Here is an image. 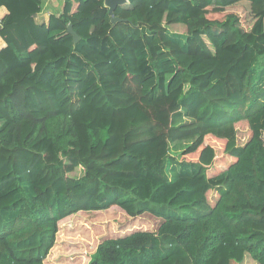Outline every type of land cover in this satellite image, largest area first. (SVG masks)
Listing matches in <instances>:
<instances>
[{"label": "trees", "instance_id": "trees-1", "mask_svg": "<svg viewBox=\"0 0 264 264\" xmlns=\"http://www.w3.org/2000/svg\"><path fill=\"white\" fill-rule=\"evenodd\" d=\"M44 2L0 0V264H46L62 220L113 206L162 222L88 264H264V0H128L116 24L104 0L41 22ZM240 5L249 29L209 19ZM208 136L234 159L212 176Z\"/></svg>", "mask_w": 264, "mask_h": 264}, {"label": "rangeland", "instance_id": "rangeland-1", "mask_svg": "<svg viewBox=\"0 0 264 264\" xmlns=\"http://www.w3.org/2000/svg\"><path fill=\"white\" fill-rule=\"evenodd\" d=\"M262 8L254 9L247 5H240L224 12L209 11V19L223 21L229 14L239 17L240 26L249 29L255 15L259 14ZM181 24L172 25L170 31L185 33V27ZM179 27V28H177ZM238 131V144L244 145L251 137L252 132L248 122L241 121L236 126ZM206 143L214 147L216 161L209 170L212 176L218 173L234 160L225 153V140L208 136ZM199 152L186 155L183 158L190 161L197 160ZM82 169H78L74 175L80 176ZM218 198L217 191L208 193L209 202L212 204ZM162 220L150 214L131 218L117 206L105 211L78 212L60 222V229L57 241L48 257L46 264H88L91 255L96 251L98 245L107 238L120 237L135 231L156 232ZM232 264H258L250 255L246 254L242 262Z\"/></svg>", "mask_w": 264, "mask_h": 264}, {"label": "crops", "instance_id": "crops-1", "mask_svg": "<svg viewBox=\"0 0 264 264\" xmlns=\"http://www.w3.org/2000/svg\"><path fill=\"white\" fill-rule=\"evenodd\" d=\"M64 0H45L42 12L37 16V19L41 22L47 23L49 17L54 12H60L63 6ZM7 8L0 7V22L3 17L7 14ZM5 46L3 39L0 37V49Z\"/></svg>", "mask_w": 264, "mask_h": 264}, {"label": "water", "instance_id": "water-1", "mask_svg": "<svg viewBox=\"0 0 264 264\" xmlns=\"http://www.w3.org/2000/svg\"><path fill=\"white\" fill-rule=\"evenodd\" d=\"M128 0H104V4L109 9V13L111 15V22L116 24L121 21L119 17L116 15V9L118 6L127 3ZM2 29V24L0 23V30ZM68 32L73 36V40L75 43H78L81 40V37L78 33L74 30L73 25L70 24L68 26Z\"/></svg>", "mask_w": 264, "mask_h": 264}]
</instances>
